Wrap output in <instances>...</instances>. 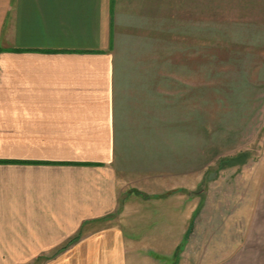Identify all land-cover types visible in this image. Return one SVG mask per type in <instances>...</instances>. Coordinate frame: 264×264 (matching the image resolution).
I'll return each mask as SVG.
<instances>
[{
	"label": "crops",
	"instance_id": "obj_1",
	"mask_svg": "<svg viewBox=\"0 0 264 264\" xmlns=\"http://www.w3.org/2000/svg\"><path fill=\"white\" fill-rule=\"evenodd\" d=\"M169 10L264 0H0L2 264H264V162L202 191L198 119L122 68L120 42L169 39Z\"/></svg>",
	"mask_w": 264,
	"mask_h": 264
},
{
	"label": "rangeland",
	"instance_id": "obj_2",
	"mask_svg": "<svg viewBox=\"0 0 264 264\" xmlns=\"http://www.w3.org/2000/svg\"><path fill=\"white\" fill-rule=\"evenodd\" d=\"M195 12L194 19L192 11L151 12L170 25L173 33L160 36L169 39L122 41L119 51L123 69H138L136 78L161 82L158 108L163 102L169 114H184L186 129L191 130L190 116L198 119L204 191L220 178L235 183L245 160L264 162V10ZM125 22L124 32L139 33L131 37H149L138 31L148 27L141 25L145 22ZM138 101L148 112L146 102Z\"/></svg>",
	"mask_w": 264,
	"mask_h": 264
},
{
	"label": "trees",
	"instance_id": "obj_3",
	"mask_svg": "<svg viewBox=\"0 0 264 264\" xmlns=\"http://www.w3.org/2000/svg\"><path fill=\"white\" fill-rule=\"evenodd\" d=\"M0 163H11L9 161H0Z\"/></svg>",
	"mask_w": 264,
	"mask_h": 264
}]
</instances>
